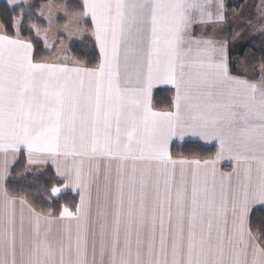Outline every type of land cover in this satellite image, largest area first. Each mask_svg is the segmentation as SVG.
<instances>
[{
    "label": "snow or ice",
    "instance_id": "obj_1",
    "mask_svg": "<svg viewBox=\"0 0 264 264\" xmlns=\"http://www.w3.org/2000/svg\"><path fill=\"white\" fill-rule=\"evenodd\" d=\"M212 7L83 0L96 68L35 62L19 22L0 31V264H264L249 227L264 204V78L232 76L225 45L193 37L224 20L223 0ZM157 84L175 88V112L152 110ZM186 135L218 142L216 160H174ZM22 150L78 191L74 210L44 215L9 194ZM225 157L231 174L216 167Z\"/></svg>",
    "mask_w": 264,
    "mask_h": 264
},
{
    "label": "trees",
    "instance_id": "obj_2",
    "mask_svg": "<svg viewBox=\"0 0 264 264\" xmlns=\"http://www.w3.org/2000/svg\"><path fill=\"white\" fill-rule=\"evenodd\" d=\"M53 1L58 8H65L70 16L80 15L83 6L76 1L67 0H30L29 5L23 7H9L5 3L0 4V25L9 35H14V22H19V35L33 45L35 62H42L52 58L55 49L51 52L45 49L34 29H45L46 22L40 17L41 6ZM246 0H228V5H240ZM66 18L59 17L58 24L66 22ZM86 28L90 24H85ZM61 39V38H60ZM69 56L77 59L88 68H95L100 63V54L96 44L90 38L74 42L68 45ZM231 68H235L236 61H241L245 68L254 69L264 66V37L254 39L244 45L233 49L229 54ZM234 63V64H233ZM235 65V66H234ZM237 68V67H236ZM235 70V69H234ZM173 91L163 89L155 92L153 105L158 111H170L173 108ZM217 153L216 146H205L199 142H188L182 145L174 144L171 148L173 156L189 159H211ZM27 163L24 156L18 161L10 172L6 187L11 196L25 199L37 211L42 214L58 216L63 207L67 206L74 210L78 205V197L75 194L64 192L54 196L51 189L61 187L62 181L57 178L54 171L48 168L42 175L37 177L26 176ZM251 231L264 242V208L253 211L250 218Z\"/></svg>",
    "mask_w": 264,
    "mask_h": 264
},
{
    "label": "crops",
    "instance_id": "obj_3",
    "mask_svg": "<svg viewBox=\"0 0 264 264\" xmlns=\"http://www.w3.org/2000/svg\"><path fill=\"white\" fill-rule=\"evenodd\" d=\"M67 1L68 2L69 1H76V2L80 3L83 6V0H67ZM1 3H5L11 8L20 6L19 4L15 5V6L10 4L9 0H0V4ZM27 4L28 5L30 4V0H24V4L23 5H27ZM46 5H52V6L57 8V10H56V12L54 14V18L47 19V18H45V16L41 15V13H42L41 11H43L44 6H46ZM48 11H49V9H48ZM60 12L62 13L63 16H59ZM48 14H49V12H48ZM213 14L215 16V13H213ZM39 15H40L41 19H43L46 22L47 26L51 25L52 27L55 28L57 33H59L58 37H63L62 40L65 43L62 47H60V50H59V47L55 46L51 50V51H53L55 49L56 52H55L54 56L52 58H50L48 60H45V61H42V62L67 63L69 66H77L78 65V66H81V67H86L81 62H79L77 59L69 56V54L67 52V47H68L69 44L74 43V42L82 41L85 38H90L91 40H93L94 43L96 44L97 50L99 52V46L97 45V43L95 41V37L92 34L93 33V24H92V21H91L90 17H83L82 14H80L79 16H82L83 22L77 23V22H75L74 18L76 16H78V15L70 16L67 13L65 8H58L53 1H50V2L42 5ZM59 17L66 18L67 19L66 22L64 24H62V25H59L58 22H57ZM50 21H51V23H50ZM74 22H75V24H73ZM87 23L90 24L89 28H86L85 24H87ZM209 24H211L213 26L215 25V23L213 24V22L206 23V24H203V25H201V24L195 25L194 28H193V37L194 38H199V39H210L213 42L217 43V45H220V44L225 45L226 53H227V62H228L229 72H230V74L232 76L245 78V79H248L250 81H259L262 78H264V77H262V75H260L258 77H252V79H250V78H247V77H242L240 75L234 74L233 70L231 68V65H230V60H229V53H228L229 46L226 45V43H224L223 39H220V38L217 37V33H212V31H213L212 29L214 27L213 26H208ZM202 26L203 27H206V26L208 27V28L206 27V29H207L206 32H199V27H202ZM35 29H39V28H35ZM35 29H34V33H35ZM0 31H4L1 25H0ZM68 32H71V34H73V35L71 36V35L67 34ZM35 35H36V33H35ZM36 37H37V35H36ZM42 43L46 47V44L44 43V41H42ZM45 49L47 50V48H45ZM61 49H62V51H61ZM51 51H49V52H51ZM33 56H34V49H33ZM246 70H247L248 73L245 72ZM246 70H244L243 72L247 73V74L252 73V72H260V74H261V72H264V66L257 67V68H254V69H247L246 68ZM163 89H170V90L173 91L174 104H173V108L170 111H158V110L155 109V107L153 105V96H154L155 92H157L159 90H163ZM175 97H176V90L171 84H157L156 86H154L152 88V91H151V101H150V103H151L152 110L155 111V112H159V113L175 112ZM188 142H199V143H201V144H203L205 146H216L217 147V153L220 151L218 142H216L214 140L213 141H206L204 139H201L200 137L186 135V136L183 137V139H181L179 137H174L171 140L170 145H169L170 154H171V148H172V146L174 144L182 145V144H185V143H188ZM217 153H216L214 158L205 159V160L189 159V158H184V157H180V156H173L172 154H171V156H172V158L174 160H188V161L199 160V161H201V163H203L204 161H214V160H216ZM22 156H24L25 159H26V163H27L26 172L29 171V170L37 171L38 173H40V175H42L48 168H51L54 171L55 175H56L55 167L51 164V162L46 163V164H41V163L29 164L28 163V159H27V153L24 150H22L19 154H17L16 160L13 163L10 164V172L13 169V167L18 163V161L21 159ZM216 167H217L218 171L221 172V173L231 174V173L234 172L235 162L233 160L225 157L223 159H220L217 162ZM26 176H28V175H26ZM8 178H9V176H8ZM8 178L5 181V186H6V183L8 181ZM57 178L60 179L62 181V184H63L61 187H59L61 189V193L60 194H62L64 192H69V193L77 195L78 204H79L80 197H79L78 191L74 190V189H71V188L64 189V181H63L62 177L57 176ZM14 198L17 199V200L21 199V198H16V197H14ZM259 208H264V204H261L259 202H254V203H252L250 205V208H249V227H250V218H251V215H252L253 211L256 210V209H259ZM44 215H46V214H44ZM253 235L256 236L254 233H253Z\"/></svg>",
    "mask_w": 264,
    "mask_h": 264
},
{
    "label": "rangeland",
    "instance_id": "obj_4",
    "mask_svg": "<svg viewBox=\"0 0 264 264\" xmlns=\"http://www.w3.org/2000/svg\"><path fill=\"white\" fill-rule=\"evenodd\" d=\"M223 3L224 20H214L213 24L215 23V25L213 26L209 24L208 26H213L212 33H217V37L223 39L224 43L229 46V54L233 49H236L240 45L264 37V0H246L243 4L234 6L228 5V0H223ZM56 10V7L46 5L44 6L43 11H41V15L45 16L47 19H52L54 18ZM212 10L213 13H216L215 0H213ZM59 16H63L61 12ZM74 20L77 23L83 22L82 16L79 15L76 16ZM75 22L73 24H75ZM206 27H199V32H206ZM35 33L38 39L44 41L46 44L45 48H47L48 51H51L55 46L59 47L60 50V47L65 44L62 40L63 37H58L59 33H57L55 28L51 25H48L45 29H35ZM67 34L71 36L73 35L71 32H68ZM234 62H236V66L234 65L235 70L232 69L234 74L250 79L260 75L264 77V72H261V74L260 72L247 74L248 72L241 61L234 60ZM244 70H246L245 72L247 73H244ZM26 175L36 177L39 176L40 173L29 170L26 172Z\"/></svg>",
    "mask_w": 264,
    "mask_h": 264
}]
</instances>
